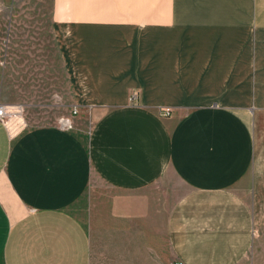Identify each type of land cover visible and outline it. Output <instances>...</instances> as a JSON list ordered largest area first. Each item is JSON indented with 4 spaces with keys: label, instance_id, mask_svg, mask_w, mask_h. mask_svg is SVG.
Returning <instances> with one entry per match:
<instances>
[{
    "label": "crops",
    "instance_id": "0c3cea01",
    "mask_svg": "<svg viewBox=\"0 0 264 264\" xmlns=\"http://www.w3.org/2000/svg\"><path fill=\"white\" fill-rule=\"evenodd\" d=\"M68 3L65 112L0 120V264H157L146 192L172 180L175 260L263 264L264 0Z\"/></svg>",
    "mask_w": 264,
    "mask_h": 264
},
{
    "label": "rangeland",
    "instance_id": "374dc122",
    "mask_svg": "<svg viewBox=\"0 0 264 264\" xmlns=\"http://www.w3.org/2000/svg\"><path fill=\"white\" fill-rule=\"evenodd\" d=\"M58 2L64 3L68 17L69 0H0V96L3 99L0 104L21 106L27 122L35 125L51 122L56 114H63L66 110L63 103L68 102L66 70L59 59L52 30L54 6ZM173 184L174 180L146 192L151 201L147 203L149 226L156 230L157 264L178 261L171 253L165 233L167 215L181 191ZM154 197L156 202L152 203ZM262 237H256L252 257L264 264ZM93 258L91 264H100L99 251L94 252Z\"/></svg>",
    "mask_w": 264,
    "mask_h": 264
},
{
    "label": "built area",
    "instance_id": "2783aa9c",
    "mask_svg": "<svg viewBox=\"0 0 264 264\" xmlns=\"http://www.w3.org/2000/svg\"><path fill=\"white\" fill-rule=\"evenodd\" d=\"M139 92L133 91L130 94V101H137ZM172 112L171 107H163L161 113L163 116H168ZM0 120L5 125L10 136L14 137L22 132L27 122L21 106L17 104H0ZM61 125L70 127L71 123L68 118L61 119ZM173 264H183L181 261H176Z\"/></svg>",
    "mask_w": 264,
    "mask_h": 264
}]
</instances>
